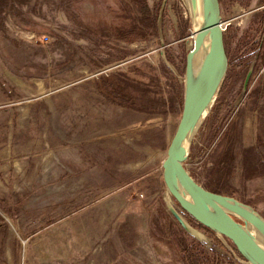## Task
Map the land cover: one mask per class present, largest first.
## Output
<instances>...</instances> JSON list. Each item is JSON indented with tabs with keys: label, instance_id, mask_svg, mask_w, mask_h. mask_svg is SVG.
<instances>
[{
	"label": "rangeland",
	"instance_id": "rangeland-1",
	"mask_svg": "<svg viewBox=\"0 0 264 264\" xmlns=\"http://www.w3.org/2000/svg\"><path fill=\"white\" fill-rule=\"evenodd\" d=\"M220 5L229 69L185 167L264 217V0ZM187 7L29 0L3 19L0 264L239 263L231 242L174 201L186 231L164 201L194 40ZM60 54L74 58L58 65Z\"/></svg>",
	"mask_w": 264,
	"mask_h": 264
},
{
	"label": "water",
	"instance_id": "water-1",
	"mask_svg": "<svg viewBox=\"0 0 264 264\" xmlns=\"http://www.w3.org/2000/svg\"><path fill=\"white\" fill-rule=\"evenodd\" d=\"M202 5L203 19L197 28L195 13L187 7L193 21L194 40L186 56L181 118L162 164L164 201L186 231L194 233L180 211L215 233L224 243L231 242L241 256L237 257L227 246L236 256L237 264H264V217L248 204L206 189L185 167L192 142L212 111L229 69L220 0H202Z\"/></svg>",
	"mask_w": 264,
	"mask_h": 264
},
{
	"label": "trees",
	"instance_id": "trees-1",
	"mask_svg": "<svg viewBox=\"0 0 264 264\" xmlns=\"http://www.w3.org/2000/svg\"><path fill=\"white\" fill-rule=\"evenodd\" d=\"M29 0H0V24H2L3 19L8 15L11 14L13 16L19 17L21 14V9L19 8L22 5H27ZM143 12L145 13L146 16L150 17L149 10L147 8V5H143ZM62 40H59L54 44V46H61ZM58 46V47H59ZM74 56L71 54H60V60L58 65H62V63H69L73 60ZM114 97L117 99L119 98L120 100H125L127 101V95L123 93V90L120 88H117V90L114 91ZM184 245H181L183 247ZM183 250L189 251L186 247L183 248Z\"/></svg>",
	"mask_w": 264,
	"mask_h": 264
},
{
	"label": "bare ground",
	"instance_id": "bare-ground-1",
	"mask_svg": "<svg viewBox=\"0 0 264 264\" xmlns=\"http://www.w3.org/2000/svg\"><path fill=\"white\" fill-rule=\"evenodd\" d=\"M186 1H187L188 6H189V9L191 11L193 10L195 13V15H194L195 16V28H197L203 19L202 0H186ZM254 233L257 235L258 238L263 240L262 237L256 231H254ZM263 242H264V240H263Z\"/></svg>",
	"mask_w": 264,
	"mask_h": 264
},
{
	"label": "crops",
	"instance_id": "crops-1",
	"mask_svg": "<svg viewBox=\"0 0 264 264\" xmlns=\"http://www.w3.org/2000/svg\"><path fill=\"white\" fill-rule=\"evenodd\" d=\"M4 90V89H3ZM5 91V90H4ZM163 216H165V213L163 212V214H162ZM158 218L159 217H155V218H153L152 219V221H158ZM157 223H159V221L157 222ZM11 253V249L10 248H7V250H6V254H10Z\"/></svg>",
	"mask_w": 264,
	"mask_h": 264
},
{
	"label": "built area",
	"instance_id": "built-area-1",
	"mask_svg": "<svg viewBox=\"0 0 264 264\" xmlns=\"http://www.w3.org/2000/svg\"><path fill=\"white\" fill-rule=\"evenodd\" d=\"M221 26H222V28L224 29L223 23L221 24ZM224 31H225V29H224Z\"/></svg>",
	"mask_w": 264,
	"mask_h": 264
}]
</instances>
